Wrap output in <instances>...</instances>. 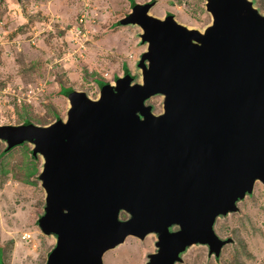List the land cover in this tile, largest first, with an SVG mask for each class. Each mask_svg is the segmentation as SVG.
<instances>
[{
	"label": "water",
	"instance_id": "obj_1",
	"mask_svg": "<svg viewBox=\"0 0 264 264\" xmlns=\"http://www.w3.org/2000/svg\"><path fill=\"white\" fill-rule=\"evenodd\" d=\"M152 4L122 18L148 42L141 82L127 73L98 99L70 91L66 120L0 124L10 147L29 141L45 158L40 225L57 236L45 264H104L128 235L151 232L147 264H176L194 243L219 256L231 239L216 219L264 183V14L252 0H208L201 31L149 14ZM156 94L158 114L146 104Z\"/></svg>",
	"mask_w": 264,
	"mask_h": 264
},
{
	"label": "rangeland",
	"instance_id": "obj_2",
	"mask_svg": "<svg viewBox=\"0 0 264 264\" xmlns=\"http://www.w3.org/2000/svg\"><path fill=\"white\" fill-rule=\"evenodd\" d=\"M207 1L155 0L149 14L160 18L173 14L177 22L204 31L213 20ZM252 1L264 14V0ZM132 7L131 0H0V124H21L17 112L23 106L30 107L34 123L40 125L66 120L70 102L63 87L97 99L98 80L115 83L125 74V64L134 82H141L139 60L148 42L142 40L139 25L117 24ZM147 104L153 105L154 113L163 112L164 95L150 97ZM6 143L0 139V152ZM8 153L11 161L5 165L14 169H6L4 179L0 176L4 262L45 264L57 242V236L45 233L37 221L45 212L46 193L42 185L31 184L35 177L15 170L24 152L17 147ZM3 159L0 155V164ZM37 159L41 172L45 158ZM238 205V211L216 219L219 236L233 238L219 256L211 255L207 245L194 243L176 264H264V183L258 180ZM157 241L156 232L144 238L127 236L105 252L104 264H146L159 249Z\"/></svg>",
	"mask_w": 264,
	"mask_h": 264
},
{
	"label": "trees",
	"instance_id": "obj_3",
	"mask_svg": "<svg viewBox=\"0 0 264 264\" xmlns=\"http://www.w3.org/2000/svg\"><path fill=\"white\" fill-rule=\"evenodd\" d=\"M154 1L155 0H151L150 2L154 3ZM131 4H132V6H134L136 4V1L135 0H131ZM117 24H124V23L122 22V19H119ZM125 66H126L125 73H130V68L128 67V65L125 64ZM98 83L100 84V86H102L106 82L103 81V80H98ZM71 90H73L71 87H68V88L63 87L62 88L63 93L66 94V95H68ZM30 110L31 109L28 106H23L22 110H18L17 114H18V117H19V120H20L21 124L34 123L33 117L30 114ZM57 117L59 118L58 114H57ZM39 122L45 124V122H43V121H39ZM24 143H26V144H24ZM29 143H30L29 141H24V142L14 146V147H10L6 143V147L0 152V155H2V157L4 158L3 161H2V164H0V176L3 179L5 178L4 176H5L6 169H10V170L14 169V167L12 165H9L8 167L5 165V162L11 161L10 158L6 159V157H10L8 152H10L13 149L18 147L24 152V154H23V159L20 160V163L15 165V168H16L15 170H21L22 172L24 171L27 175H31V176L35 177L34 179H32V182H31L32 185H34V186H37V184L42 185L41 182H40L41 181L40 174H41L42 171L40 172V170H39L40 166L37 164V161H38L37 158H39V156L42 155V154L36 152L34 147L30 146ZM22 144H24V145H22ZM37 172H39V173H37ZM1 177H0V181L2 179ZM27 179L28 178H25L24 181L27 180ZM43 214H44V212L39 216V219L37 220L38 222H40L41 216ZM0 264H5L4 258H3V250H2L1 247H0Z\"/></svg>",
	"mask_w": 264,
	"mask_h": 264
},
{
	"label": "flooded vegetation",
	"instance_id": "obj_4",
	"mask_svg": "<svg viewBox=\"0 0 264 264\" xmlns=\"http://www.w3.org/2000/svg\"><path fill=\"white\" fill-rule=\"evenodd\" d=\"M242 199H243V198H242ZM242 199H240V200H242ZM240 200H239V201H240ZM239 201H238V202H239ZM238 206H239V205H238ZM238 210H239V209H238ZM238 210H237V211H238ZM232 212H233V211H232ZM229 213H230V212H228V213H227V214H225V215H228ZM121 214H124V215H126V218H124V219H127V218H129V216H130V214H129L128 212H126V211H122V212H121ZM122 219H123V218H122ZM178 227H179V226H178ZM128 236H130V235H128ZM220 237H221V236H220ZM126 238H127V237H126ZM221 238H222V239H228V238H230V239H231V241H230V242H228V243H231V242H233V238H232L231 236H227V237H221ZM228 243H226V244H228ZM226 244H225V245H226ZM225 245H224V246H225ZM207 246H208V245H207ZM224 246H223V247H224ZM208 249H209V247H208ZM184 252H185V251H184ZM184 252H183V254H184ZM215 256H216V255H215ZM148 261H149V260H148ZM148 261H147V262H148ZM147 262H146V264H147Z\"/></svg>",
	"mask_w": 264,
	"mask_h": 264
},
{
	"label": "clouds",
	"instance_id": "obj_5",
	"mask_svg": "<svg viewBox=\"0 0 264 264\" xmlns=\"http://www.w3.org/2000/svg\"><path fill=\"white\" fill-rule=\"evenodd\" d=\"M130 73H131V71H130ZM125 74H127V73H125ZM125 74H124V75H125ZM131 74H132V73H131ZM124 75H122V76H124ZM133 76H134V74H133ZM119 77H121V76H118L117 79H118ZM117 79H116V80H117ZM134 79H135V77H134ZM106 83H107V82H106ZM106 83H105V84H106ZM111 84H114V85H115V84H116V81H115V83H111ZM101 87H102V86H101ZM72 89H73V88H72ZM73 90H76V89H73ZM71 91H72V90H71ZM100 94H101V92H100ZM156 95H157V94H156ZM67 96H68V95H67ZM99 98H100V97H99ZM68 99H69V98H68ZM97 99H98V98H97ZM149 99H150V98H149ZM149 99H147V100H149ZM147 100H146V104H147ZM69 102H70V101H69ZM70 106H71V105H70ZM152 106H153V105H152ZM60 119H61V118H60ZM48 125H49V124H48ZM120 215H121V214H120ZM42 216H43V215H42ZM42 216H41V217H42ZM120 217H121V216H120ZM39 223H40V222H39ZM39 225H40V224H39ZM40 227H41V225H40ZM41 229H42V227H41ZM42 230H43V229H42ZM54 247H55V246H54ZM113 248H114V247H113ZM110 249H112V248H110ZM52 250H53V249H52ZM50 253H51V252H50ZM104 254H105V253H104ZM182 255H183V254H182ZM103 257H104V255H103ZM103 261H104V260H103Z\"/></svg>",
	"mask_w": 264,
	"mask_h": 264
}]
</instances>
